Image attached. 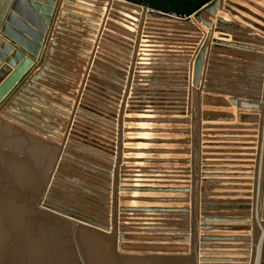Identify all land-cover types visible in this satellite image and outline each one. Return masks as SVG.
Segmentation results:
<instances>
[{"label": "water", "instance_id": "95a60500", "mask_svg": "<svg viewBox=\"0 0 264 264\" xmlns=\"http://www.w3.org/2000/svg\"><path fill=\"white\" fill-rule=\"evenodd\" d=\"M27 1L42 20L39 24L42 35L41 45L45 42V36L47 34L48 37L51 35L48 33V28L49 25L52 27V24H55L54 29L57 32L55 35L62 36V32L74 35L72 30L78 29L72 26L69 27L71 31H67L62 27L66 26L63 23L64 21L77 25L76 20L84 18L86 22L91 23L86 27L94 30L88 32V34L94 36L95 31L98 30L97 25H99L104 13L102 8L93 6L87 0ZM100 1L109 2L108 0ZM237 1L264 15V9L258 5L247 0ZM141 6L147 8L144 4H141ZM221 7L232 18L247 24L264 35V27L255 22L257 21L264 26V19L254 14H247L254 21L247 19L238 13H245L243 12L245 9L226 0L208 1L192 15L167 14L154 9H150L145 13L146 9H143L126 91L120 108L119 126L115 123L116 115L114 113L105 114L104 112H107L110 102L118 104L123 95L124 90L120 83L124 79L122 75L115 71L111 72L109 77L106 75L101 77L96 72L91 74L89 83L102 88L104 94H96L91 91V98L96 100L95 103L75 107L70 101H58L59 98L56 95L37 88V83L42 81L44 77L55 82L58 79L50 76L62 77L60 73L54 71L62 72V70L50 63L39 66L36 59L40 57L41 46L31 57L16 49L10 43L4 42L3 38L0 37V59H2L0 61V264H264V201H262L264 185V88L262 107L239 102L237 99H230L233 106L243 111H259L261 109L253 206L222 208L241 211L252 210V221L237 219L236 221H222L217 225H211L208 220L199 219L200 216L206 218L207 215L200 213V209L204 210L205 208L199 207L197 213L198 190L207 191L210 189L208 186H201V183L221 182L209 180V178H233L236 176L202 175L198 179L199 91L193 88H190L188 103V112L192 114L191 189L188 187H151V185L145 184L129 185L126 182L170 181L172 179L166 177H177L176 175L163 173L171 171L147 170L141 167H127L128 165L188 164V161L132 158L121 160L122 154L126 156L190 155L188 150H122V143L124 145L154 146H188L191 144L190 140L123 138V135H191V131L188 129L163 130L122 127V123L127 125H191L189 120L173 119L169 116L162 118L144 112L138 113L140 116H145L144 118H124L123 111L127 101L126 97L143 20L147 18H177L184 26H191L193 21H197L205 29L210 30L213 28V34L216 33L231 38V41L214 39L211 38V31H209L197 54L194 62L193 86L195 88L203 86L205 93L219 94L211 89L208 83L201 84L209 46L210 51L213 50L211 51L212 55L216 54L220 47L231 48L238 52H258L257 48H264V41L256 39L254 36L247 39L248 42H242L240 35L237 34L245 32V30L239 24L227 20L225 17H218L217 10ZM230 8L236 11H232ZM197 33H200V31H197ZM75 40L79 42V39ZM87 40L91 42L93 39L89 37ZM47 45L50 46L47 54L51 55L52 48L57 46V43L54 38L51 40L47 38L45 48ZM127 50L130 51V47H127ZM260 52L264 53V50ZM10 54L11 56L7 57ZM251 73L261 74L258 71H251ZM206 82L210 81L207 80ZM44 89L53 92L48 87H44ZM237 92L243 94L242 97L241 95L223 94L232 98L247 99L245 96L249 93L246 91ZM126 114L129 116L130 111H126ZM201 116L205 123L214 120H229L230 122L234 120L232 116L209 112H203ZM75 118H77V122H79V119H85L91 126L82 125L83 131L81 134L75 131L71 132L68 136L67 145L63 150L62 147L44 139L48 138L49 135L54 138H61L64 126ZM240 119L242 122L250 121V117L247 115H241ZM98 124L113 131L118 129L117 153L114 151L115 144L111 141L99 142L101 138L92 127V125ZM94 133L95 135H92ZM108 139H113L112 135L109 134ZM97 153H101L106 157H100ZM116 156L117 161H115ZM121 163L124 164L122 167ZM206 165V163H203V166ZM113 169L115 171L111 223V218L107 213ZM183 172L189 171L185 170ZM119 174L121 183L118 182ZM201 178H204L203 181ZM96 181H101L104 185L100 186L101 188H96L93 185ZM198 181H200L199 189ZM224 182L226 184L239 183L234 181ZM120 185L121 187H119ZM118 189L120 193L134 194H191V201L189 198L118 197ZM215 189L252 190L250 187H216ZM99 193L102 199H98L104 203L102 205L103 211L95 215L86 213L89 209L87 202L97 198L96 194L99 195ZM200 196L208 195L200 194ZM221 196L229 197V195ZM251 196L238 195L236 197ZM117 197L120 203L190 204L191 202V210L189 208L172 207H118L117 209ZM117 212L120 220H117ZM190 214L191 237L189 236L188 226ZM241 217L245 216L241 215ZM139 218L154 221H142V223L134 221ZM165 219L182 220L183 222L171 226L159 221ZM232 223L244 225H230ZM210 232L252 233L253 236L198 235L197 237V234ZM131 234H152L156 238L155 242L160 244H191V247L179 251L154 247L130 249L126 246L132 241ZM162 236L164 239L160 238ZM228 244L242 245L232 246ZM208 249L244 250V253L215 254L205 251ZM249 250H252V253H249ZM211 255L241 256L242 259L227 257V259H210L209 256ZM248 256H251V259H248Z\"/></svg>", "mask_w": 264, "mask_h": 264}, {"label": "crops", "instance_id": "0c3cea01", "mask_svg": "<svg viewBox=\"0 0 264 264\" xmlns=\"http://www.w3.org/2000/svg\"><path fill=\"white\" fill-rule=\"evenodd\" d=\"M93 6L100 7L104 10L98 30L95 31L94 36H90L88 32L94 31L86 25L91 23L86 22L84 18L77 19V25L64 21L62 26L67 31H71L69 27H76L78 30H72L74 35L69 33H61L62 36L55 35L57 32L54 25H49L48 33L51 35L45 36V42L40 44L42 37L40 31L41 18L30 7L27 0H0V37L4 42L10 43L16 49L24 52L28 56L33 57L35 51L41 46V54L38 59L39 66L44 63H50L54 67H58L62 72V77L49 76L58 79L57 82L52 81L46 77L37 83V88L58 97V101L65 100L73 103L75 107L79 105L95 103L91 98V91L104 94L102 88L97 85L89 83V76L94 72L103 77H109L110 73L115 71L122 75L124 79L121 80L123 87V95L118 104L110 102L108 113L116 115L115 123L119 126V114L138 32L140 28L143 9L145 13L150 9L157 10L161 13L192 15L196 13L202 5H205L211 0H108L105 3L100 0H87ZM239 5L245 9L240 13L243 17L254 21L247 14H254L262 19L264 15L250 8L249 6L237 1L226 0ZM258 5L264 9V0H247ZM141 4L147 6L142 7ZM225 6V5H224ZM227 7V6H225ZM232 11H236L230 8ZM217 16L225 17L239 24L245 32H240V40L248 42L253 36L256 39L264 41V35L254 30L247 24L232 18L231 15L222 10V7L217 10ZM69 17V16H67ZM84 17V16H83ZM206 19L207 16L204 15ZM71 18V17H70ZM72 19V18H71ZM93 19V18H89ZM145 19V17H144ZM145 21V22H144ZM258 25L263 24L255 21ZM215 23V21H213ZM75 25V26H74ZM200 31V33H197ZM211 31V38L221 39L224 41H231L229 36L219 35L213 32V28L205 29L199 22L193 21V25L184 26L177 18L161 19V18H147L143 20L139 43L137 47L136 57L130 79V84L127 93V101L124 107V118H144L138 113H152L159 117H167L173 119H182L191 121V125H152V124H131L122 123L123 128L131 129H188L191 135H123V138H142V139H176V140H190L191 144L188 146H169V145H124L122 143V150L124 149H159L168 151H190V155H121V160L124 158L132 159H152L163 161H188V164H139L128 165L127 167H141L147 170L171 171L163 172L177 177H166L172 179L170 181H126L129 185H151V187H172L191 189V156H192V114L188 112V103L190 88L199 91V130H198V179L202 175H224L236 176L233 178H209L215 182L212 184H202L201 186L210 187L209 190H198L197 193V213L198 208L200 213H205L206 218L200 216L201 219H206L211 225H217L222 221H236L237 219H247L252 221V210L241 211L222 208H237L240 206H253L254 195V181L256 170V158L259 139V124L261 109L259 111H243L233 106L230 99H237L239 102L248 103L250 105H258L262 107V97L264 88V48H257L258 52L236 51L231 48H222L212 55L213 50L210 51L205 60V68L203 70L201 84H206L214 89L216 93H205L204 88H195L193 86L194 80V62L197 54L202 47V44ZM92 37V41L87 40ZM54 38L57 46H55L51 55H48V47L45 48L46 39ZM75 39H79L77 42ZM91 43V44H88ZM90 45V46H89ZM245 45V44H244ZM130 47V51L127 50ZM1 49V46H0ZM11 54L7 57H10ZM2 59H0L1 61ZM41 60V61H40ZM5 63V62H3ZM38 66V68H39ZM37 68V69H38ZM251 71H258L261 74H252ZM209 80L210 82H206ZM250 81V82H249ZM44 87L50 88L53 92L45 90ZM237 91H246L249 93L245 98H232L224 95L234 94L242 95ZM57 92V94H55ZM224 93V94H223ZM94 95V94H93ZM112 99H115L111 97ZM126 111H130L127 116ZM125 112V113H124ZM209 112L212 114H224L232 116L233 122L229 120L205 123L201 118V113ZM241 115L250 117V121L242 122ZM77 118L70 120L69 124L63 128V136L61 138H54L51 135L46 140L62 147H65L68 136L75 131L80 133L83 131L82 125H90L85 119ZM61 123L60 121H57ZM78 123V124H76ZM80 124V125H79ZM103 141H111L114 143V151L117 153L118 143V129L114 131L103 125H92ZM206 128V129H205ZM111 130V131H110ZM112 135L113 139H108ZM92 135H95L92 134ZM90 137V136H89ZM91 138V137H90ZM100 157L105 155L97 153ZM106 157V156H105ZM117 161V156L115 157ZM206 163V166H203ZM124 164L121 163V167ZM189 172H183V171ZM114 171L111 175V193L113 194L114 185ZM120 173V172H119ZM179 176V177H178ZM178 179V180H176ZM204 178H201L203 181ZM224 181L239 182L236 184H226ZM118 182L121 183V176L119 174ZM103 184V183H102ZM104 185V184H103ZM200 181H198V189ZM121 187V185L119 186ZM216 187H240L248 188L251 191L245 190H217ZM208 195V196H200ZM221 195H229V197H222ZM231 195V196H230ZM251 197H236V196ZM118 197H152V198H189L191 201V194H121L118 189ZM262 201H264V185ZM165 207V208H189L190 204L181 205H157V204H120L118 207ZM117 207V209H118ZM113 209V208H112ZM113 215V211H112ZM244 215L245 217H241ZM249 215V216H247ZM251 215V216H250ZM189 236L191 237V214L189 216ZM119 219V215L117 216ZM154 221V220H145ZM166 223H181L182 220H159ZM263 222V221H262ZM175 225V224H174ZM230 225H244L235 224ZM252 226V224H250ZM172 226V225H171ZM180 226V225H179ZM146 237L155 238L152 234H144ZM209 236H253L252 233H220L210 232L207 234H197ZM164 239V237H160ZM221 245V244H208ZM226 245V244H225ZM228 245H242V244H228ZM191 247V244H177L168 245L160 244L158 249L179 251L184 248ZM201 251V250H200ZM209 253H244V250H205ZM252 253V250H249ZM240 259L241 256H209L210 259ZM242 259V258H241ZM251 259V256H248Z\"/></svg>", "mask_w": 264, "mask_h": 264}, {"label": "rangeland", "instance_id": "374dc122", "mask_svg": "<svg viewBox=\"0 0 264 264\" xmlns=\"http://www.w3.org/2000/svg\"><path fill=\"white\" fill-rule=\"evenodd\" d=\"M103 182H98L96 181L94 185V187L96 188H101L100 186H103L102 184ZM97 184L99 186H97ZM98 193V192H97ZM97 198H93L92 201L87 202L88 203V211H86V213H90L91 215H95L96 213H100L101 211H103L102 205H104V203L102 201H100L98 198H100V193L99 195L96 194ZM109 200H108V205H109V209H108V213L107 215L109 216V218H111L110 216L112 215V211H113V194L110 193L109 194ZM102 199V198H100ZM121 203L118 200L117 197V207L120 205ZM112 207V208H111ZM112 209V210H111ZM90 210V211H89ZM97 211V212H96ZM117 216H118V212H117ZM78 223H81L79 221H76ZM131 239L132 241L126 246L127 248L130 249H148L151 247H157L159 246L160 243L155 242L156 238H149L146 237L144 234H131Z\"/></svg>", "mask_w": 264, "mask_h": 264}, {"label": "bare ground", "instance_id": "6f19581e", "mask_svg": "<svg viewBox=\"0 0 264 264\" xmlns=\"http://www.w3.org/2000/svg\"><path fill=\"white\" fill-rule=\"evenodd\" d=\"M2 119H4V120H6L5 118H2ZM6 121H8V120H6ZM8 122H10V121H8ZM11 123V122H10ZM16 125V124H15ZM22 128V127H21ZM24 129V128H23ZM26 130V129H25ZM28 131V130H27ZM30 132V131H29ZM31 133H33V132H31ZM45 139V138H44ZM67 145V144H66ZM66 145H65V147H66ZM64 147V148H65ZM98 182H101V181H98ZM97 186H99L98 184H97ZM110 193H111V186H110ZM121 194H134V193H121ZM138 195V194H137ZM173 199H176V198H173ZM120 202V201H119ZM121 204H143V203H129V202H127V203H121ZM157 205H178V204H157ZM179 205H181V204H179ZM122 207H125V206H122ZM112 208V207H111ZM112 210V209H111ZM111 217V223H112V215L110 216ZM120 219V218H119ZM145 220H149V219H147V218H139V219H137V220H134V221H139V223H142V221H145ZM165 220H172V219H165ZM147 222H150V221H147ZM164 224H168V225H174V224H178V223H166V222H163ZM188 225H189V223H188ZM181 226V225H180ZM172 245V244H171ZM227 259V258H226Z\"/></svg>", "mask_w": 264, "mask_h": 264}]
</instances>
